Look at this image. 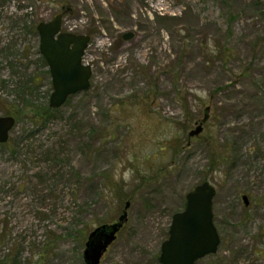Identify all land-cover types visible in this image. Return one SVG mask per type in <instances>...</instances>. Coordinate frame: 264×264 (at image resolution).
Listing matches in <instances>:
<instances>
[{"label": "rangeland", "instance_id": "374dc122", "mask_svg": "<svg viewBox=\"0 0 264 264\" xmlns=\"http://www.w3.org/2000/svg\"><path fill=\"white\" fill-rule=\"evenodd\" d=\"M64 11L63 31L91 36V89L47 113L31 26ZM0 115L16 119L0 144V264H86L89 234L127 202L100 264H160L204 181L221 243L196 264H264V0H0Z\"/></svg>", "mask_w": 264, "mask_h": 264}, {"label": "water", "instance_id": "95a60500", "mask_svg": "<svg viewBox=\"0 0 264 264\" xmlns=\"http://www.w3.org/2000/svg\"><path fill=\"white\" fill-rule=\"evenodd\" d=\"M64 14L65 11L56 15L53 20L41 22L37 26L40 51L52 77L53 93L49 101L51 109H59L71 96L91 89L92 67L83 63L90 37L62 31ZM132 37V33H127L124 40ZM208 111L209 109L206 110ZM207 118L208 114L203 121ZM15 124V117L0 115V144L9 141ZM202 129L200 125L189 135H198ZM215 196L216 189L208 181L198 184L186 195L184 210L173 215L169 237L161 246L160 264H196L200 259L217 253L221 238L215 224ZM244 200L248 205L246 196ZM129 207L130 202H127L117 222L102 225L89 234L83 253L86 264H100L127 222Z\"/></svg>", "mask_w": 264, "mask_h": 264}, {"label": "trees", "instance_id": "16d2710c", "mask_svg": "<svg viewBox=\"0 0 264 264\" xmlns=\"http://www.w3.org/2000/svg\"><path fill=\"white\" fill-rule=\"evenodd\" d=\"M31 31L34 32V33H37V32H38V31H37V26L32 25V26H31ZM55 110H56V109H54L53 111H55ZM46 111H47V113H52V112H53L52 109H51L50 107L46 108Z\"/></svg>", "mask_w": 264, "mask_h": 264}, {"label": "flooded vegetation", "instance_id": "af4514ba", "mask_svg": "<svg viewBox=\"0 0 264 264\" xmlns=\"http://www.w3.org/2000/svg\"><path fill=\"white\" fill-rule=\"evenodd\" d=\"M71 10H72V9H71ZM71 10H69V11H71ZM66 13H67V12L65 11V14H66ZM65 14H64V15H65ZM64 15H63V17H64ZM62 22H63V21H62ZM62 24H63V23H62ZM62 31H63V30H62ZM73 33H74V32H73ZM84 35H85V34H84ZM124 35H125V34H124ZM124 35H123V39H124ZM88 36H89V35H88ZM89 37H90V41H91V36H89ZM133 37H134V34H133ZM133 37H132V38H133ZM132 38H131V39H132ZM131 39H130V40H131ZM89 45H90V42H89ZM88 47H89V46H88ZM85 53H86V52H85ZM204 182H205V181H204ZM208 182H209V181H208ZM244 197H245V196H244ZM244 197H243V200H244ZM244 201H245V200H244ZM248 202H249V201H248Z\"/></svg>", "mask_w": 264, "mask_h": 264}]
</instances>
